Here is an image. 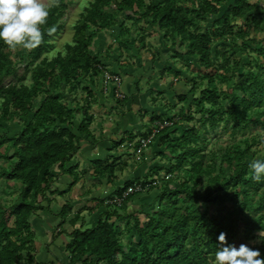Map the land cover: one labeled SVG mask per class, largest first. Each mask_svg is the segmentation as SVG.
Returning <instances> with one entry per match:
<instances>
[{
  "label": "rangeland",
  "instance_id": "obj_1",
  "mask_svg": "<svg viewBox=\"0 0 264 264\" xmlns=\"http://www.w3.org/2000/svg\"><path fill=\"white\" fill-rule=\"evenodd\" d=\"M93 1L65 0L67 7L60 18L61 28L51 40L53 47L33 63L29 50H12L16 73L3 84L0 114L6 90L10 86H36L38 93L30 112L13 113L8 120L1 121L0 137H11L21 132L30 120L37 118L39 109L50 99L60 104L62 118L55 116L48 119L45 125L49 128L68 125L74 131L80 129L83 133L69 163L61 170L60 176L64 173L72 181L64 189V185L55 184L59 179H55L54 173L45 193L38 198L42 209L30 216L33 239L22 252L20 264H40L33 261L35 253L40 246L42 250H48L47 242L42 245L38 243V228H46V224H59L64 220L71 223L70 219L76 215L78 223L86 225L92 222L93 214L98 216L97 221L101 217L120 228L119 236L125 250L137 242L135 222L138 220L141 224L145 223L148 220L147 214L158 209L157 195L167 183L178 186L185 178L183 171L172 168V164L177 161L174 154L176 138L181 137L186 128L201 127L204 137L198 145L202 153L206 154L203 162L207 165L215 160V173L220 169L229 173V167L221 160L225 148L245 138L252 140L264 136V128L260 124L247 130L239 128L235 133L231 124L225 128L223 122L215 128H205L198 100L208 87V81L202 77L205 69L199 56L189 52L190 39L175 35L167 26H160L152 13L143 16L145 8L139 6L135 7L137 13L132 16L118 12L114 6L105 7V10L115 15L108 26L100 27L89 21L86 12ZM166 1L145 0V4L162 6ZM234 1L209 0L210 8L219 10L218 17ZM248 1L255 3L257 8L242 18L232 17L230 25L233 32L223 36L214 35L210 43L211 59L218 68L214 82L219 102L225 108L228 107L230 94H244V91L237 88L243 74L248 70L258 72L264 65V53L261 52L264 46V0ZM48 2L53 5L59 0ZM199 3L201 0L176 2V6L186 8L195 18L188 34L203 31L214 34V30L219 29L213 26L217 17L207 13ZM253 13L259 14L260 27H257L256 20L250 18L249 15ZM79 24H85V34L92 35L88 53L99 61L96 64L98 70L90 69L67 82L49 85L38 77V65L45 56L52 59L60 52L66 53L65 45L77 42L75 34ZM209 107L210 104L205 102V108ZM142 139L146 140V144L142 143ZM8 144L0 145V152L6 155L0 157V201L10 206L20 199L23 185L19 181H7L2 176L3 171L13 163L9 156L14 149H8ZM253 150L248 155L249 161L264 156V142L255 141ZM206 178L205 175L198 189L202 190ZM130 182H143L150 186H145L144 191L125 201L121 207L111 203L113 192ZM76 184L75 194L72 193L69 199L66 194ZM263 191L264 184L254 194L255 201ZM78 194L81 197L88 196L76 204L85 203L89 214L81 215L83 212L79 206L73 211L72 199L78 197ZM209 211L217 213L216 206L209 205ZM260 212L253 211L257 215ZM243 225L241 221L238 234L232 241L237 245L256 239L259 233L260 239L264 237V224L253 237L244 235ZM209 264H214V257Z\"/></svg>",
  "mask_w": 264,
  "mask_h": 264
},
{
  "label": "trees",
  "instance_id": "obj_2",
  "mask_svg": "<svg viewBox=\"0 0 264 264\" xmlns=\"http://www.w3.org/2000/svg\"><path fill=\"white\" fill-rule=\"evenodd\" d=\"M180 1L182 0H167L162 6H156L154 3L146 5L145 0H94L86 8V12L90 22L106 27L115 14L105 10V7L114 6L115 10L128 16L137 13L136 6L144 7L143 16L152 13L160 26H167L175 35L190 39V54L199 56L205 69L202 77L208 81V87L203 90V96L198 100L204 127L215 128L223 122L225 128L232 125L233 133L239 128L247 130L258 124L264 128V65L258 72L248 70L243 74L237 88L244 91V94H230L228 107L225 108L219 102V93L214 82L218 68L210 55V43L214 35L232 33V17L242 18L248 12L254 11L257 5L248 0H235L218 17L219 10L210 8L209 0H201L200 7L217 17L213 26L219 29L214 30V34L209 31L188 34L195 18L186 8L176 6V2ZM66 7L65 0H59L52 5L48 21L42 26L43 42L28 52L32 63L53 47L51 40L61 28L59 22ZM258 15L253 13L249 16L260 27ZM85 27V24L76 26L77 42L67 43L66 53L60 52L52 59L43 57L42 63L38 65V77L43 78L49 85H55V82H67L80 76L82 72L97 69L96 64L99 61L88 53L92 35L85 34ZM261 52L264 53V46ZM11 54L12 50L0 43V97L5 80L16 73ZM37 93L36 86H10L6 90L4 106L1 108L0 123L8 120L13 113L30 112ZM205 102L210 104L209 108H205ZM59 105L53 99L48 100L39 109L37 118L30 120L21 132L11 137H0V145L9 143L8 149H14L9 156L13 163L3 171L2 176L7 181H19L23 185L17 202L9 206L0 201V264H20L22 252L30 246L33 239L30 233V216L36 210L42 209L38 198L48 188L55 168L63 170L69 163L83 136L80 129L74 131L68 125L53 128L45 125L48 119L55 116L62 118ZM200 128H186L181 137L176 138L174 154L177 161L172 164V168L183 171L185 178L178 186L167 183L157 195L158 209L147 214L148 220L145 223L141 224L138 220L135 222L138 241L125 250L119 236L120 228L101 217L95 226L82 225L75 228L74 225L78 223L76 215L70 219L73 229L70 233L71 240L66 246L71 263L209 264L218 248L220 232H226L228 241L232 242L243 221L244 235H256L264 224V191L257 201L254 200V194L264 182L251 178L248 155L254 152L255 141L264 142V136L252 140L245 138L225 148L221 160L229 167V173L223 169L215 173V160L204 165L206 154L202 153L198 145L204 137ZM5 156L0 152V157ZM205 175L207 178L204 187L202 190L198 189L197 186L204 180ZM133 183H126L123 188L115 190L114 195L121 196ZM137 194L139 193L131 194L128 199ZM227 202L231 204L228 205ZM209 205L216 206L217 213L210 212ZM253 211L261 212L257 215ZM261 246L264 249V244Z\"/></svg>",
  "mask_w": 264,
  "mask_h": 264
},
{
  "label": "clouds",
  "instance_id": "obj_3",
  "mask_svg": "<svg viewBox=\"0 0 264 264\" xmlns=\"http://www.w3.org/2000/svg\"><path fill=\"white\" fill-rule=\"evenodd\" d=\"M51 7L48 0H0V43L13 51L38 47ZM249 168L253 180L264 182V156L251 159ZM260 236L237 245L228 241L226 232H220L214 264H264V249L257 246L264 244Z\"/></svg>",
  "mask_w": 264,
  "mask_h": 264
},
{
  "label": "crops",
  "instance_id": "obj_4",
  "mask_svg": "<svg viewBox=\"0 0 264 264\" xmlns=\"http://www.w3.org/2000/svg\"><path fill=\"white\" fill-rule=\"evenodd\" d=\"M63 172V171H62ZM55 173V179H59V181H56L55 184L62 186L64 185V189L68 186L67 183H70L72 181V178H66V174L63 173V176L61 175V169L57 168L54 171ZM60 176V177H59ZM64 184H63V182ZM54 184V183H53ZM78 184V183H77ZM77 184L71 186V189L69 190V193L66 194L68 195V198L72 197V193L75 194L74 191L77 189ZM68 192V191H67ZM88 197V196H85ZM81 197V194H78V197L75 196V199H72L74 206V210L76 211V207L79 206V209H82L81 211L83 214H89V209L88 207H85V203L77 205V202H80L83 198ZM77 198V200H76ZM95 219H93V218ZM92 222L87 223H77L75 224V228H80L82 225L87 227V226H95L97 223V217L96 215L92 214ZM59 225L57 230H55V227ZM48 226V228H47ZM36 227V226H35ZM40 227V226H38ZM37 228V227H36ZM72 225L67 221H63L62 223L60 222L59 224H55V222L46 224V228L44 226H41V228H38L37 230V238H38V243L41 245L45 242L49 244V248L42 250L41 246L38 249V251L35 253V258H33L34 263H40V264H81V263H71L69 259V252L66 249V246L68 242L70 241V233L72 232Z\"/></svg>",
  "mask_w": 264,
  "mask_h": 264
},
{
  "label": "built area",
  "instance_id": "obj_5",
  "mask_svg": "<svg viewBox=\"0 0 264 264\" xmlns=\"http://www.w3.org/2000/svg\"><path fill=\"white\" fill-rule=\"evenodd\" d=\"M142 143L146 144V140L142 139ZM155 183V182H154ZM145 186H150V184H143V182L140 183H133L132 185H129V187L124 190L122 192L121 196H115L114 198L111 200V203H114L116 206H120L122 205L127 199L128 197L133 194V193H141L142 191L145 190Z\"/></svg>",
  "mask_w": 264,
  "mask_h": 264
}]
</instances>
